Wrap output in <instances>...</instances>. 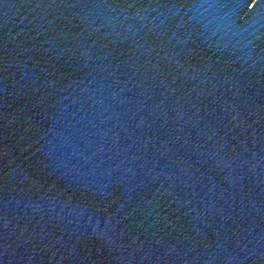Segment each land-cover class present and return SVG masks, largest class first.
<instances>
[{"label": "water", "instance_id": "1", "mask_svg": "<svg viewBox=\"0 0 264 264\" xmlns=\"http://www.w3.org/2000/svg\"><path fill=\"white\" fill-rule=\"evenodd\" d=\"M0 264H264V0H0Z\"/></svg>", "mask_w": 264, "mask_h": 264}]
</instances>
